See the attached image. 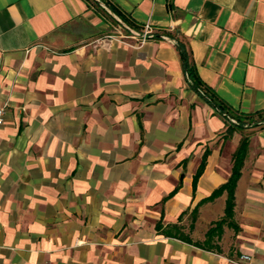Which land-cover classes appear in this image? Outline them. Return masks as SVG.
Here are the masks:
<instances>
[{"label":"crops","instance_id":"obj_1","mask_svg":"<svg viewBox=\"0 0 264 264\" xmlns=\"http://www.w3.org/2000/svg\"><path fill=\"white\" fill-rule=\"evenodd\" d=\"M109 1L182 36L233 113L264 109V0ZM110 32L127 33L88 0H0V264H264V124L234 127L192 89L175 39ZM244 135L237 228L219 249L164 233L202 240L223 216L225 191L201 200Z\"/></svg>","mask_w":264,"mask_h":264},{"label":"trees","instance_id":"obj_2","mask_svg":"<svg viewBox=\"0 0 264 264\" xmlns=\"http://www.w3.org/2000/svg\"><path fill=\"white\" fill-rule=\"evenodd\" d=\"M94 4L96 8L110 16L111 18H114L112 14H110L103 6L100 5L99 1L104 2L107 7L117 14L122 20L127 22L132 26L134 24L130 18H128L117 6H115L113 3H111L109 0H88ZM172 37L175 38V46L178 51L179 59L181 61L182 68L184 72L186 73L187 78L189 79L188 83L192 89L197 91L199 94H201L213 107L215 110L222 114H229L232 117H234L237 120V123H232V125L235 126H242L244 123H247L248 125L252 124H264V116H259L264 112L263 110H258L256 112H248V113H233L230 108L221 100L219 96L216 95V93L211 89L210 86L205 84L203 80L200 78L195 63L191 58V53L189 50V47L187 45L186 40L179 36L177 32L169 33ZM258 115V118H252L253 116ZM247 118H251L247 120ZM230 128V125L228 126ZM247 143H248V137L244 136L240 139L237 147L232 153V166H231V172L227 179L221 183L219 186H217L209 196L203 198L201 200H208L212 199L215 196L219 195L223 191L226 192V198H225V207H224V214L220 218L213 221V224H211L205 231V237L202 240H193L191 236H189L188 233H185L178 224L174 223L169 225L167 228L162 229L164 233L168 235H174L177 237H180L186 241L192 242L194 244L200 245L205 248H217L219 249V245L216 242V239L220 237L222 226L224 223H227L228 225H231L234 227V229L237 228L236 223L232 219L233 214V205H234V189L237 182V179L241 173V166L243 164V159L245 157L246 151H247ZM208 153V149H205L203 152L202 159L196 169V172L193 175V185L196 183V179L201 173L204 162H205V156ZM175 189L169 192L168 195H171ZM197 212V206L192 208L191 210V220L193 221L195 218ZM180 216V214H179ZM156 226H159V222H156ZM190 226H192V222L190 223Z\"/></svg>","mask_w":264,"mask_h":264},{"label":"built area","instance_id":"obj_3","mask_svg":"<svg viewBox=\"0 0 264 264\" xmlns=\"http://www.w3.org/2000/svg\"><path fill=\"white\" fill-rule=\"evenodd\" d=\"M116 21L123 29H125L127 31V33H122V32H117L116 34L108 33V34H105V36L103 37L104 39H102V40H113V39H115V40H118L119 42L125 43L127 45L140 46L146 40L152 39V38H161V39H167V40L175 39L174 37H171L170 35H168L166 32H162V31L157 32L155 30V28L148 22H145L139 30H136L130 24H128L127 22L122 20L119 16H118V19H116ZM123 23L128 24L137 33L129 30L126 26L123 25ZM106 37L108 39H106ZM187 80L189 81L188 78H187ZM6 105H7L6 101L0 102V127L4 123V112H5ZM224 115L232 123H237V120L234 117H232L231 115L226 114V113ZM240 258H242V260L246 262L247 260L250 259V255L246 254V253H242L240 255Z\"/></svg>","mask_w":264,"mask_h":264},{"label":"rangeland","instance_id":"obj_4","mask_svg":"<svg viewBox=\"0 0 264 264\" xmlns=\"http://www.w3.org/2000/svg\"><path fill=\"white\" fill-rule=\"evenodd\" d=\"M110 13V12H109ZM111 14V13H110ZM110 33H114V34H116V32H110ZM105 36V35H104ZM106 39H108L107 37H106ZM109 41V40H108ZM260 117L261 116H264V112L261 114V115H259ZM252 118H258V115H255V116H253ZM249 119H251V118H247V120H249ZM248 125V124H247ZM250 125V124H249ZM245 136V135H244ZM244 136H242V137H244ZM242 253H246V252H242ZM241 253V254H242ZM240 254V255H241ZM246 254H248V253H246ZM240 255L237 257V258H235V259H233V262L235 263V264H248V262L247 261H249V260H247L246 262L245 261H243L242 260V258H240ZM250 255V254H249ZM250 258H251V256H250Z\"/></svg>","mask_w":264,"mask_h":264},{"label":"water","instance_id":"obj_5","mask_svg":"<svg viewBox=\"0 0 264 264\" xmlns=\"http://www.w3.org/2000/svg\"><path fill=\"white\" fill-rule=\"evenodd\" d=\"M100 5L103 6L108 12H110L112 14V16L115 18V19H118V15L115 14L114 12H112L108 7L107 5L102 2V1H99ZM124 26H126L129 30H131L132 32H135L137 33L133 28H131L128 24L126 23H123Z\"/></svg>","mask_w":264,"mask_h":264}]
</instances>
